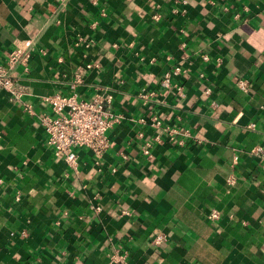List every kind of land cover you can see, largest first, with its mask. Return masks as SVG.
<instances>
[{
    "label": "crops",
    "instance_id": "obj_1",
    "mask_svg": "<svg viewBox=\"0 0 264 264\" xmlns=\"http://www.w3.org/2000/svg\"><path fill=\"white\" fill-rule=\"evenodd\" d=\"M25 40L0 91V264H264V0H0V66ZM56 92L112 97L100 158L47 145Z\"/></svg>",
    "mask_w": 264,
    "mask_h": 264
},
{
    "label": "built area",
    "instance_id": "obj_2",
    "mask_svg": "<svg viewBox=\"0 0 264 264\" xmlns=\"http://www.w3.org/2000/svg\"><path fill=\"white\" fill-rule=\"evenodd\" d=\"M32 50L33 42L25 40L7 53L5 65L0 66V91H8L14 96H18V93L14 90L16 80L13 76V70L17 66H21L27 71ZM204 59H207V57L204 56ZM86 66L91 67L90 64ZM182 72L183 70L179 66L166 70L161 76L160 84L165 88L169 87L172 78L180 76ZM235 85L243 92L248 91L246 79L238 78ZM180 89L181 87H176L178 92ZM209 91V88L205 89V93ZM43 100L48 103L50 112L42 114L39 121L46 135V143L53 149L54 155L62 157L68 164L74 165L77 161L76 148H85L96 158H100L110 144L107 131L118 123L122 117L112 111V97L108 94L103 98L95 97L91 100H80L75 94L64 95L56 92L45 96ZM151 125L160 127V121L153 117ZM248 127L252 128L253 124H249ZM165 131L168 140L177 141L176 130L166 128ZM160 141L161 137L158 134L147 139L142 145L143 154L148 158L152 157L150 152L152 143ZM177 143L180 144L181 141H177ZM251 152L262 161L264 166V147L254 146ZM234 181L233 176L227 178L228 183L232 184ZM218 217V211L215 209L208 213L210 220H216ZM21 234L26 235L24 231ZM163 240V234L159 233L151 238V243L157 245ZM123 257L124 254L119 256L118 260H113L121 263Z\"/></svg>",
    "mask_w": 264,
    "mask_h": 264
}]
</instances>
